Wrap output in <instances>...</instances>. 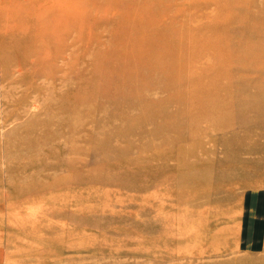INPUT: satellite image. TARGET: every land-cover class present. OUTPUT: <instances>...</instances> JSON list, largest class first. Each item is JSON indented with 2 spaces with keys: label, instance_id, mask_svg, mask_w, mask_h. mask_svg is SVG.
I'll return each instance as SVG.
<instances>
[{
  "label": "rangeland",
  "instance_id": "374dc122",
  "mask_svg": "<svg viewBox=\"0 0 264 264\" xmlns=\"http://www.w3.org/2000/svg\"><path fill=\"white\" fill-rule=\"evenodd\" d=\"M95 1L100 21L116 1L162 10L130 19L124 41L157 100L97 106L115 89L80 79L99 57L85 37L71 74L38 55L41 76L21 80L0 3V264H264V0ZM201 128L223 141L167 156L181 141L163 135Z\"/></svg>",
  "mask_w": 264,
  "mask_h": 264
},
{
  "label": "bare ground",
  "instance_id": "6f19581e",
  "mask_svg": "<svg viewBox=\"0 0 264 264\" xmlns=\"http://www.w3.org/2000/svg\"><path fill=\"white\" fill-rule=\"evenodd\" d=\"M150 1L154 2V0ZM116 2V6L111 4V6L106 9L107 13L110 14L109 18L100 21L97 17L98 1L95 0H90L86 7L83 6V2L81 3L78 0H0V3L5 4V14L8 15L9 20L12 22L9 27L10 32L12 35H19L17 40H20L16 42L18 45L15 44L14 50L18 53L21 50L22 54L14 58L12 63L27 66L25 69L24 67L18 69L19 73H22L23 76L21 80L27 75H31L34 78L41 76L37 68L42 62L35 59L38 55H45L46 61L44 63H56V61L58 62L59 60L62 62L66 60V63H64L65 67L68 68V73L66 74H71L72 71L69 65L76 56H80L79 50L82 52L87 50L76 45V42L79 41L78 39L81 37H85L88 41L96 43L94 47L98 46L99 57L94 60L93 64L91 63V57H88L84 61L83 66L78 69L80 79L84 82L93 81L95 85H98V90L100 92L103 91L101 89L103 86L110 90L115 89V93L113 91V93L105 92L103 98L96 102L97 106L103 107L106 102L115 98L118 94L127 93L130 95L129 103L131 104L129 108L136 107L138 102H141L138 101L136 97L139 91H142V95L147 99V104L156 102L157 92L152 91L153 88L150 89V87L139 85L135 80L134 66L138 63L132 50L136 47V44L125 45L124 41L131 37L128 25L130 19H141L143 22L146 21L150 24H155L163 19L161 17L162 10L160 14L152 15L149 14V8H147L148 11L141 8L142 11L139 15L137 11L132 13L127 10L125 6L128 3L127 1ZM164 8L165 7L162 6V9ZM68 23L76 29L72 30L71 36L68 29H63ZM86 23L89 28H85L84 24ZM101 27H105L106 33H99V28ZM10 32L3 36L5 41L6 38L9 40L15 37L12 36ZM3 38L1 37V39ZM42 40L45 44H42L40 51L34 47H30L32 43ZM144 45L145 43L143 42L142 46ZM2 46L5 45L2 44ZM53 48L57 50L55 53H52ZM57 53L62 54L55 56ZM95 62H97L95 68L90 70V66H93ZM28 65L30 67H28ZM82 81L79 84H82ZM81 92L82 96H87V94H90V89H85L84 91L81 88ZM258 107L259 106H255L254 108ZM132 115L133 114H131V116ZM228 127L230 126L228 125L226 128ZM205 137H207V141H223L224 138L215 137L213 134L206 133L204 129L201 128L200 130L193 131V133H188V131L175 134L167 133L161 138V143L181 141V143H179L180 145L167 155L170 158H178L180 154L185 155L188 153L192 157L195 156L197 158L200 154L197 147L205 146L207 142ZM188 139H193L197 146H190L187 144L186 141ZM211 144L214 143L211 142ZM182 145H184L185 148ZM157 150L158 149H154L153 153H156ZM204 159L206 160L205 157ZM196 160L198 161L199 158ZM195 164L196 163H192L188 165L187 163L181 162V164L175 167V170L186 169L187 167L195 166Z\"/></svg>",
  "mask_w": 264,
  "mask_h": 264
}]
</instances>
